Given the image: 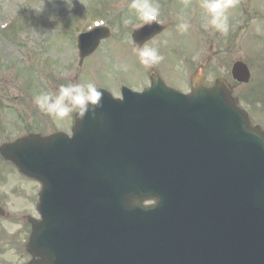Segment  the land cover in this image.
Masks as SVG:
<instances>
[{"label":"rangeland","instance_id":"374dc122","mask_svg":"<svg viewBox=\"0 0 264 264\" xmlns=\"http://www.w3.org/2000/svg\"><path fill=\"white\" fill-rule=\"evenodd\" d=\"M98 1L101 0H0V123L5 122L7 115L19 118L18 132L15 133L18 137L29 130L63 131V124L67 126L71 120L69 117L56 120L35 105L34 97L45 94L42 88L53 95L60 85L74 83V79L75 83H94L90 79L91 75L100 84L99 87L111 88L112 92L117 89V81L137 88L143 85V65L138 60L135 48L130 45V36L120 24L122 21L136 22L139 19L132 9L115 17L113 22L116 21L117 32L111 34L103 46L84 59L80 66L73 60L76 57L73 40L79 31L73 29L72 25L66 24V28L60 23L61 27L58 28L59 25L55 23L53 27H57L55 31L58 33L44 35L43 38L41 29L46 19L59 17L63 11L67 13L65 17L68 19L79 18V30L85 20L104 16L105 7L96 4ZM171 1L176 3L158 8L163 12L179 9L182 14L172 17H183L186 22L193 24L186 32H182L178 28L179 23L174 20L172 30H168L172 32H164L159 36L160 40L148 43L147 47L157 49L164 57L158 63L162 71H170L172 66L173 70H177L167 74L166 80L182 92L189 91L186 78L209 55L210 47L217 56L211 59L204 80H210L214 75H226V70L234 61L243 60L251 71L249 84H237L229 77L228 80L233 85L234 95L240 98L242 107L247 109L251 123L260 125L264 131V0H233L232 6L226 11L227 32L216 31L208 24L206 11L201 7L202 0ZM96 7H102L103 10L99 11ZM82 9L85 13L81 12ZM78 13L79 16H76ZM109 16L107 13L103 19L109 20ZM11 23L15 25L13 30L25 29L27 25L33 27L25 29L18 36L12 35L13 30L2 32ZM189 54L190 59H185ZM66 70L71 74L68 79ZM158 72L161 74L160 70ZM27 206L30 203L21 197L17 200L13 198L11 203L15 211L27 210ZM14 220L16 223L8 226L11 236H16L14 243L17 242L9 254L12 261L19 259L22 238L20 225L26 224L21 218Z\"/></svg>","mask_w":264,"mask_h":264},{"label":"water","instance_id":"95a60500","mask_svg":"<svg viewBox=\"0 0 264 264\" xmlns=\"http://www.w3.org/2000/svg\"><path fill=\"white\" fill-rule=\"evenodd\" d=\"M233 76L239 80H247L245 67L240 63L235 64ZM193 90L190 97L172 102L177 107L174 110H179L177 114L189 120L175 128L177 133L184 132L187 137H192V141L200 147L203 158L200 162L208 158L209 152L212 156L220 157V161L216 162L215 177L224 183L229 169L231 171L233 169L237 176L239 167L243 168L235 159V155L238 154L237 157L241 160L242 155L236 145L238 138H234L235 125L231 124L234 117L237 119L233 112L238 115L239 127L236 132L239 138L243 139V135L249 136L245 140L250 142L254 141L252 139L254 135L258 141L261 140L260 144L264 149V135L257 128L249 126L246 115L233 106L228 98V90L222 84H218L206 95L205 90L198 86ZM211 93L219 96L217 100L227 108V111L221 106L217 107L216 115L208 111L211 108L216 109L211 105L213 101L209 99L210 96H207ZM221 112L225 115L224 127L221 124L223 120ZM231 116L233 117L230 118ZM90 125L91 127H87L88 131L95 123L90 120ZM101 133L103 134L104 130H101ZM227 138L231 140V146H220ZM255 143L257 145V142ZM30 145L31 143L27 142L22 147L24 155L28 154L27 149ZM222 159L225 160V164L221 162ZM20 168L26 172L24 166ZM198 169L197 176H205L210 171L209 162ZM44 170L47 175L55 176L54 170L49 167L45 166ZM173 171L174 169H171L170 173ZM39 178L44 185L48 184L41 175ZM183 180L184 176L181 174H159L154 182L146 183L132 194L123 195L124 193L119 191L117 198L114 199L107 192L104 179L100 178V187L96 190L92 208L85 214L79 212L70 216H56L52 208L54 203L47 200L40 206L42 221L32 235V245L45 254L46 261L40 264H88L91 263L90 259L93 261L92 264L207 263L212 254L213 243L219 235V230H222L225 215H230L227 211L231 207L232 199L220 205L217 201L219 194L204 197L193 190L177 193L182 187ZM251 185H257V181H253ZM127 189L133 192L131 186ZM154 197L158 198L156 206L140 205L141 200ZM169 198L175 200L171 201L173 212L168 213L169 203L165 199ZM197 199L215 201L199 206L196 203ZM263 201L264 191L257 194L251 211L244 212L243 220L248 221L246 223L249 227L253 220L252 216L259 215ZM235 213L237 209L229 217L231 220L235 219ZM166 215L169 216V221L163 223L160 219ZM115 232L118 236H115ZM258 239L259 242H263L264 234H260Z\"/></svg>","mask_w":264,"mask_h":264},{"label":"clouds","instance_id":"9594fccd","mask_svg":"<svg viewBox=\"0 0 264 264\" xmlns=\"http://www.w3.org/2000/svg\"><path fill=\"white\" fill-rule=\"evenodd\" d=\"M232 2L233 0H202L201 7L206 11L208 24L216 31L227 32L226 11L232 6ZM129 7L135 11L145 25H151L158 20L159 9L150 3V0H132ZM127 22L126 20L125 23ZM178 28L180 31L186 32L190 28V24L181 18ZM134 51L137 53L140 63L145 67H151L164 59L158 50L152 47L137 45ZM102 96L103 93L93 82L68 83L60 85L58 91L53 95L42 94L34 97V103L41 111L57 120L68 118L73 113L83 120L90 111L94 114L97 108L103 106L101 104ZM89 105L92 106L91 109Z\"/></svg>","mask_w":264,"mask_h":264}]
</instances>
